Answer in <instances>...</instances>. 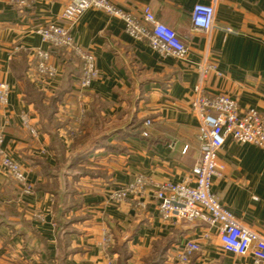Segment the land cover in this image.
<instances>
[{
    "label": "crops",
    "instance_id": "1",
    "mask_svg": "<svg viewBox=\"0 0 264 264\" xmlns=\"http://www.w3.org/2000/svg\"><path fill=\"white\" fill-rule=\"evenodd\" d=\"M24 1L0 0V82L10 86L0 134L34 193L23 196L0 167V264H107L98 244L102 230L113 238V264H171L188 241L201 245L189 264H251L250 256L224 252L216 235L202 239L204 224L163 220L150 194L140 207L134 198L116 204L108 196L138 175L158 183L190 175L200 158L191 102L203 56L220 74H208L209 95H228L240 111L264 114V0H109L137 19L149 8L185 44V61L160 57L101 11L88 10L70 24L61 20L68 0ZM209 3L215 27L204 35L192 28L190 12ZM49 24L69 28L95 57L100 78L81 97V63L66 49L52 54V80L35 75L29 52L48 48L36 31ZM23 113L37 137L21 127ZM84 152L83 172L70 170ZM218 163L224 171L212 180L213 194L264 235V150L227 140Z\"/></svg>",
    "mask_w": 264,
    "mask_h": 264
},
{
    "label": "built area",
    "instance_id": "2",
    "mask_svg": "<svg viewBox=\"0 0 264 264\" xmlns=\"http://www.w3.org/2000/svg\"><path fill=\"white\" fill-rule=\"evenodd\" d=\"M16 5H24V0H13ZM98 10L123 25L124 33L135 40H146L150 48L162 58H174L185 61L188 49L179 36L168 26L156 20L147 7L142 10V19L117 7L109 0H68L61 20L73 23L84 12ZM191 25L196 31L209 35L214 29L215 7L213 3L196 4L191 12ZM226 31L230 32L229 29ZM36 33L47 49H35L29 52V61L33 64L37 79L50 81L56 75L52 63L55 50L70 51L81 63L77 87L80 97L100 78L95 57L83 50L75 41L69 28L58 24H49L39 28ZM216 65L206 56L196 64V83L193 87L191 109L198 122L200 158L191 168L190 175L181 182L158 183L144 175L136 176L124 187L113 190L108 200L112 203H124L129 198L137 200L150 194L155 209L163 220L200 222L206 226L202 239L216 235L220 248L237 256H250L251 264H264V235L247 227L235 215L225 208L211 190L212 180L223 177L224 166L218 163V153L227 140L237 144H250L264 150V114L255 109L240 111L234 99L228 95H209L205 91V80L210 72H217ZM220 76L219 73H216ZM10 86L0 82V106H6ZM83 111V109L81 108ZM21 127L32 137L39 132L28 114H21ZM4 138L0 134V167L21 186L23 196L34 193L21 165L10 158L3 148ZM40 218L39 215H35ZM112 235L107 230L100 234L99 247L105 255L107 264H113L108 255ZM201 251L197 241L186 242L178 251L171 264H189L192 256Z\"/></svg>",
    "mask_w": 264,
    "mask_h": 264
},
{
    "label": "trees",
    "instance_id": "3",
    "mask_svg": "<svg viewBox=\"0 0 264 264\" xmlns=\"http://www.w3.org/2000/svg\"><path fill=\"white\" fill-rule=\"evenodd\" d=\"M73 143H75L74 145H76L77 143H79V141L78 140H74V142ZM85 152L84 153H82V154H78V156H76V157H74L72 160H71V162H70V164H68V168L71 170V169H77V170H79V171H77L76 173H82L83 172V170L84 169H82V167H81V162L83 161V159L85 158Z\"/></svg>",
    "mask_w": 264,
    "mask_h": 264
},
{
    "label": "rangeland",
    "instance_id": "4",
    "mask_svg": "<svg viewBox=\"0 0 264 264\" xmlns=\"http://www.w3.org/2000/svg\"><path fill=\"white\" fill-rule=\"evenodd\" d=\"M73 171H74V172H77V171H79V170H77V169H74Z\"/></svg>",
    "mask_w": 264,
    "mask_h": 264
}]
</instances>
